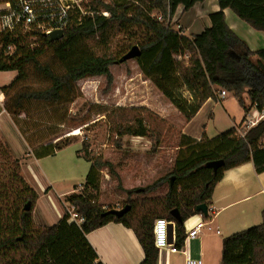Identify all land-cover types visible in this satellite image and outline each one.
<instances>
[{
  "label": "trees",
  "instance_id": "16d2710c",
  "mask_svg": "<svg viewBox=\"0 0 264 264\" xmlns=\"http://www.w3.org/2000/svg\"><path fill=\"white\" fill-rule=\"evenodd\" d=\"M14 1L1 0L0 5L5 2L12 5ZM204 1L81 0V9L69 12L60 40L50 41L34 27L28 31L19 27L11 33H0V72H16L14 80L0 89L5 98L3 108L9 115H19L29 103L55 106L61 103L63 96L71 100L75 84L93 78H104L101 94L107 95L113 81L110 67L133 46L140 52L135 62L143 77L150 79L185 122H189L207 100L221 102L220 90L234 98L242 114L240 124L198 140L176 132L174 164L151 186L165 184L167 212L173 208L171 195L201 188L191 206L180 214V220L167 215V220L174 223L177 249L182 247L186 235L184 221L198 214L197 205L211 199L225 171L251 163L256 174L264 172V145L261 143L264 118L252 127L242 125L252 110L264 114V47L253 51L245 47L238 34L227 25L224 14L227 10L238 22L260 32L264 38V0H217L218 9L208 15L209 26L199 34L185 36L182 28H174L178 8L187 13ZM110 33L124 38L116 51L112 50ZM28 40L41 42L42 47L29 49L24 44ZM7 47L12 48L9 54ZM45 54L57 64L58 71L48 61H41ZM28 66L46 81V86L30 88L25 84ZM43 113L39 112L37 117H43ZM163 127V119L145 109L119 107L114 149L123 154L124 138L140 137L151 141V151L155 153L167 139ZM44 129L34 131L29 137H37L40 134L36 133ZM45 153V156L51 155L52 150ZM214 161L223 163L215 172L206 167ZM102 165L108 176L117 181L116 188L121 189L117 166L111 162ZM79 188L77 193L65 197V203L74 208L82 220L80 223L70 221L64 210L56 224L36 225L32 212L38 196L20 176V160L13 158L9 146L0 140V264H103L86 239L88 232L102 226L112 216L107 214L111 208L104 209L97 203L99 172L94 167L89 169ZM135 190L125 192L128 195ZM26 203H29V211L23 209ZM125 205H130V197L121 207ZM157 252L152 246L151 264ZM221 264H264V210L260 224L222 239Z\"/></svg>",
  "mask_w": 264,
  "mask_h": 264
},
{
  "label": "crops",
  "instance_id": "0c3cea01",
  "mask_svg": "<svg viewBox=\"0 0 264 264\" xmlns=\"http://www.w3.org/2000/svg\"><path fill=\"white\" fill-rule=\"evenodd\" d=\"M204 2L196 4L190 10L191 12L194 8L198 9L196 14H199V19L202 21L198 32L187 33L189 27L185 25L182 18L188 12L182 13L181 8H178L174 17V20H177L175 29L180 27L183 29V35L189 36L199 34L204 27H208V15L215 11H208ZM213 3L218 9L217 0H213ZM224 14L227 23L228 11L224 10ZM233 19L236 20L234 17ZM230 28L234 30V27L230 26ZM251 60L255 61V57L254 60L252 58ZM0 73L10 74L3 79L4 82L0 83V89L10 84L16 77L15 71ZM228 99L238 116V122L233 123V127H237L242 120V114L234 98L230 94H226V97H223L219 103L207 100L189 122L183 120L181 126L178 127L180 132L196 140L207 136L205 133L207 121L213 117V110L217 105L229 116L225 108ZM4 102L5 98L0 92V139L9 146L12 157L20 159L23 179L38 196L32 212L34 223L39 226H52L60 220L68 206L64 198L72 193H77L76 187H80L84 181L77 184L73 190H70L69 185L68 189L66 188L67 191L63 189L56 191L48 179L42 176L44 174L39 171L38 163L53 155L63 154L61 152L72 146H77L76 158L89 164L87 172L91 167H94L99 173L100 171L94 166V160L90 154L80 151L79 138L69 134L74 131L72 124L63 130L67 122L71 120L70 109H66L67 112H64L60 104L48 106L29 103L25 106L24 112L13 116L4 110ZM252 111L254 114H258L256 110ZM39 112H44V116L37 117ZM157 115L162 119L166 118L164 115ZM37 120L44 121L48 128L45 127L44 131L36 133L37 135L40 134L41 137L38 135L35 138H30L31 132L27 131L25 127L28 122ZM46 148L47 151L52 150L51 155L45 156ZM42 179L47 184L42 185ZM37 184L41 185L40 192L34 186ZM151 188L150 191L144 193L134 192V196L130 197V210L121 218L110 216L105 224L86 234L88 243L103 264H151L152 226H148L149 222L152 219L154 222L157 217H163L167 220V215L172 216V211H177L180 217V214H183L191 206L193 198L201 190L200 187H194L186 191H177L170 196V204L173 208L167 212L164 197L165 184L157 183ZM134 189L125 188L126 191ZM160 189L162 192H159ZM206 206V216L198 213L187 218L183 223L186 233L187 229L202 221L204 226L198 234L194 238L186 240L180 248V252L158 251L154 264H184L188 258L199 259L202 264H221L222 239L261 222V212L264 210V172L256 174L251 163L225 171L222 179L215 185L211 199L206 203ZM36 213H38V222H35ZM168 222L172 223L170 239V243H172L174 242V223ZM149 231V242L145 246L144 241Z\"/></svg>",
  "mask_w": 264,
  "mask_h": 264
},
{
  "label": "rangeland",
  "instance_id": "374dc122",
  "mask_svg": "<svg viewBox=\"0 0 264 264\" xmlns=\"http://www.w3.org/2000/svg\"><path fill=\"white\" fill-rule=\"evenodd\" d=\"M204 3L208 11L217 10L213 0H205ZM197 10L194 8L182 18L185 25L189 27L187 33L198 32L199 27L202 25L199 14H196ZM227 15V25L234 27V31L238 34L245 47L253 51L264 46V38L260 32L253 31L243 23L234 20L231 14L229 15V12ZM110 34L112 50L116 51L118 43L124 38L121 35H115V33ZM24 44L29 49L42 47L41 42L37 41L28 40ZM252 59L254 60V57ZM41 61H48L53 68L57 71L59 70L57 64L49 59L46 54L42 56ZM109 70L113 81L107 95L101 94L104 78H93L76 83L72 100L70 101L67 97L63 96L60 105L64 112H67L66 109L71 110V120L67 122L63 130L69 128L72 124L74 131H71L69 134L79 138L81 143L80 151L90 154L94 160V166L100 171L97 203L102 205L104 209H117V206L119 209L127 197L134 196L133 192L127 195L125 188H139L135 192L143 193L148 190L150 191L152 188L148 190L144 189L151 187L156 178L174 164L177 156L175 146L178 143L176 132L180 131L178 127L181 126L183 118L163 98L150 79L143 77L135 60L122 64H114ZM26 73L28 79L25 84L30 88H43L47 85L46 81L35 73L31 66L26 68ZM8 75L10 74L0 73V83L4 82L3 79L7 78ZM184 96L186 97L187 94L185 93ZM119 107L145 109L156 116L160 114L166 117L163 119V128L166 131L167 139L160 144L157 152L151 151V141L149 139L140 137L124 138L123 148L125 152L123 154L114 149L116 110ZM225 108L229 116L221 110L219 105L213 110V117L207 121L205 128V133L208 137L224 132L233 127L234 122H238L237 113L229 99ZM253 114L252 111L251 115L246 118V121L242 125H246L248 119L251 121L256 120L257 115ZM43 122L37 121L26 125L25 129L31 132L29 136L36 130L41 131V129H44L45 125ZM17 130L19 131V128ZM0 140L4 142L2 139ZM261 143L264 145V138ZM77 150V146H72L68 150L61 152L63 154L53 155L38 163L39 171L44 174L42 176L48 179L50 185L56 191L61 189L67 191L69 185L70 190H73L77 184L85 181L89 164L82 159L76 158L75 151ZM104 162H111L117 166L116 170L121 189H117V181L108 176L106 168L102 165ZM20 176L24 178L21 170ZM41 182L42 185L47 184L43 179ZM34 186L40 192L41 185L37 184ZM79 190L80 188L76 187V191ZM159 192H162V190ZM37 214L35 215V222H38ZM152 224L153 219L149 222L148 226L151 227ZM148 236H150V231L149 234H146L145 246L149 242Z\"/></svg>",
  "mask_w": 264,
  "mask_h": 264
},
{
  "label": "built area",
  "instance_id": "2783aa9c",
  "mask_svg": "<svg viewBox=\"0 0 264 264\" xmlns=\"http://www.w3.org/2000/svg\"><path fill=\"white\" fill-rule=\"evenodd\" d=\"M81 0H15L11 5L9 2L2 4L0 8V33L12 32L21 27L28 31L32 27L43 33L45 37L53 31H62L67 24L69 12L74 8H80ZM106 15V13H103ZM41 19V22H38ZM160 18L157 17V20ZM11 47L6 48L9 54ZM219 98L226 96V92L220 90ZM256 120H247L245 126L252 127L264 117L263 113H258ZM70 221L80 223L82 220L76 215L72 206L65 209ZM168 224L169 222L163 217H157L151 228L152 246L157 251H166L169 253L180 252L174 246V242H168ZM204 223L199 221L187 229L183 244L188 239L194 238ZM182 244V246H183ZM184 264H202L199 259H186Z\"/></svg>",
  "mask_w": 264,
  "mask_h": 264
},
{
  "label": "water",
  "instance_id": "95a60500",
  "mask_svg": "<svg viewBox=\"0 0 264 264\" xmlns=\"http://www.w3.org/2000/svg\"><path fill=\"white\" fill-rule=\"evenodd\" d=\"M63 32L62 31H53L48 35V38L50 41H57L62 39ZM140 52L136 46H133L126 54H124L119 60L118 64L125 63L130 60H135L139 56ZM223 165L222 161H214L206 164V167H209L215 172L218 168H220ZM24 211H29V203H26L24 205ZM130 210V205H125L119 209H111L107 212V214L114 216L115 218H121L123 215H125ZM195 210L202 214L203 216H206L207 214V206L206 204H200L195 207ZM172 217L175 220H180L179 214L177 211L171 212ZM172 231V223L168 224V242L170 243L171 239V232Z\"/></svg>",
  "mask_w": 264,
  "mask_h": 264
}]
</instances>
